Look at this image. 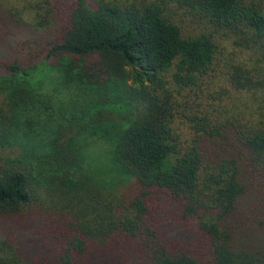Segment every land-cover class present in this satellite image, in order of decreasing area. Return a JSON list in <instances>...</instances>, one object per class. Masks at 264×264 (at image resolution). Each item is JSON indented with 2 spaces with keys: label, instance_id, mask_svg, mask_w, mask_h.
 I'll return each mask as SVG.
<instances>
[{
  "label": "trees",
  "instance_id": "obj_1",
  "mask_svg": "<svg viewBox=\"0 0 264 264\" xmlns=\"http://www.w3.org/2000/svg\"><path fill=\"white\" fill-rule=\"evenodd\" d=\"M35 5L0 8V142L37 143L0 169L28 231L0 264H264V0Z\"/></svg>",
  "mask_w": 264,
  "mask_h": 264
},
{
  "label": "rangeland",
  "instance_id": "obj_2",
  "mask_svg": "<svg viewBox=\"0 0 264 264\" xmlns=\"http://www.w3.org/2000/svg\"><path fill=\"white\" fill-rule=\"evenodd\" d=\"M40 0H0V8L2 9H10V8H17L20 9L23 6L22 4L27 7H32V11L36 9L37 5H35V2H38ZM186 24L191 28H199L200 30L207 29V32L213 33V35L216 37L218 41L223 42L225 46L227 45L228 41H223L224 38L221 37V34L213 32L207 25V23H203L201 18L196 17H187ZM227 51H231L228 47H226ZM226 56H228L226 54ZM7 73L5 70L0 66V77H7ZM5 92L1 89L0 91V134L1 131L4 128V122L9 116V110L7 106V102L5 99ZM58 102H54V106L56 109L55 115L59 116L62 113H73L75 109L77 108V104L75 102V95L70 92L66 91L65 93H61L57 96ZM34 115L32 116V119L34 122V117L37 115V112H33ZM36 114V115H35ZM45 125V124H44ZM38 126V125H37ZM36 126V123L34 127L36 128V132L32 133L31 135L36 134L41 130L42 126ZM52 126V125H50ZM45 127H48L46 125ZM35 130V129H34ZM36 143V141L28 139V140H20L18 145H6L1 144L0 142V169L1 170H9L16 168V166H19V163H17L21 151H22V144H25V146L33 147L32 144ZM82 146L83 151L87 155H92L91 159L93 160L96 157L98 158L97 161H91V166L96 165L98 163L101 164V166L97 169V172L99 174H103V172L106 174L104 166L107 162L108 157L106 156V145L102 140H92L91 138H82ZM27 149V148H26ZM28 150V149H27ZM29 151V150H28ZM32 206V205H31ZM31 210V209H30ZM28 210V211H30ZM28 233V231L24 228V225L22 221L18 217H12L8 218L0 214V243H4L8 247L12 248H24L26 245L25 242V235Z\"/></svg>",
  "mask_w": 264,
  "mask_h": 264
}]
</instances>
